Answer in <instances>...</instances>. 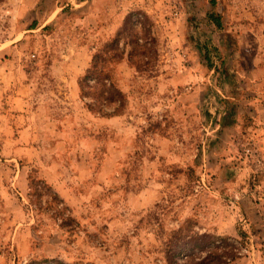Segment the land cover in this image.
I'll use <instances>...</instances> for the list:
<instances>
[{
    "label": "rangeland",
    "instance_id": "rangeland-1",
    "mask_svg": "<svg viewBox=\"0 0 264 264\" xmlns=\"http://www.w3.org/2000/svg\"><path fill=\"white\" fill-rule=\"evenodd\" d=\"M213 1L0 0V264H168L197 232L264 264V0ZM97 54L119 113L81 92Z\"/></svg>",
    "mask_w": 264,
    "mask_h": 264
},
{
    "label": "trees",
    "instance_id": "trees-1",
    "mask_svg": "<svg viewBox=\"0 0 264 264\" xmlns=\"http://www.w3.org/2000/svg\"><path fill=\"white\" fill-rule=\"evenodd\" d=\"M215 5V1L212 0V7ZM132 18L133 14L127 18L126 26L131 23ZM208 18L217 28H223L222 18L215 12L208 14ZM108 47L117 53L119 40H114ZM103 63V56L97 54L92 66L80 79V89L84 97L93 96V99H96V102L86 103L90 110L98 108V102H103L105 105L119 104V108L113 114L119 113L120 108L124 106V96L116 88ZM103 105L99 107L100 111H103ZM239 235L242 238L246 236L243 231H239ZM241 250L242 248L231 237L212 233L197 232L187 235L175 233L168 243L165 257L168 264H234L241 257ZM39 263L41 262L31 261L28 264Z\"/></svg>",
    "mask_w": 264,
    "mask_h": 264
}]
</instances>
